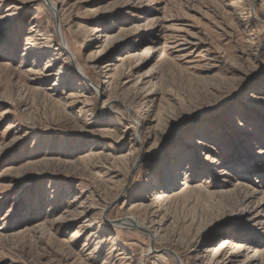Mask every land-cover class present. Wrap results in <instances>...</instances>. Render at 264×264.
Listing matches in <instances>:
<instances>
[{
	"label": "rangeland",
	"instance_id": "1",
	"mask_svg": "<svg viewBox=\"0 0 264 264\" xmlns=\"http://www.w3.org/2000/svg\"><path fill=\"white\" fill-rule=\"evenodd\" d=\"M171 253L264 264V0H0V264Z\"/></svg>",
	"mask_w": 264,
	"mask_h": 264
},
{
	"label": "water",
	"instance_id": "2",
	"mask_svg": "<svg viewBox=\"0 0 264 264\" xmlns=\"http://www.w3.org/2000/svg\"><path fill=\"white\" fill-rule=\"evenodd\" d=\"M50 8H51L52 11L54 12L53 7L51 6ZM54 16H55L56 19H57V13H56V12H54ZM57 29H59V20H58V26H57ZM62 42H63V40H62ZM62 44H63V43H62ZM74 68H75L76 72L79 73V75H80V71L78 70V68H76V67H74ZM84 79H85V78H84ZM85 80H86V79H85ZM115 205H116V204L112 205V207H110V209L113 208ZM128 220H129V219H128ZM128 220H126V221H128ZM126 221L117 222L118 224H116V225H119V226H122V225H123V226H127V227H130V228H131V227H132V228H134V227H135V228H139V226H137V225H136V226L133 225V224H132V225H127V224H126ZM171 254H172L173 257H175V259H176V261H177V264H181V260L178 258V256H176V255L173 254V253H171Z\"/></svg>",
	"mask_w": 264,
	"mask_h": 264
},
{
	"label": "bare ground",
	"instance_id": "3",
	"mask_svg": "<svg viewBox=\"0 0 264 264\" xmlns=\"http://www.w3.org/2000/svg\"><path fill=\"white\" fill-rule=\"evenodd\" d=\"M53 7V10H54V12H56V6H52ZM96 68V67H95ZM105 68V67H104ZM106 69H107V67H106ZM110 69V68H109ZM81 71V70H80ZM109 71H111V70H109ZM113 71V70H112ZM106 74H109V72H107ZM116 74V73H115ZM104 83H107V82H104ZM98 84V83H97ZM96 87V92H98L99 93V91H101L100 93H104L105 91H106V89L105 88H100L101 90H99V87H97V86H95ZM158 198H160V197H157L156 198V200H158ZM152 213H154V212H152ZM155 215H157V214H155ZM153 217V216H152ZM151 223V222H150ZM153 223V222H152ZM126 224L127 225H130V224H133V225H137L138 226V224H139V222L137 221V219H135V218H130L128 221H126ZM141 225H143V224H141ZM145 228H146V226H144ZM148 229V228H147ZM150 230V229H149ZM181 264H183V262H181ZM207 264V263H206Z\"/></svg>",
	"mask_w": 264,
	"mask_h": 264
}]
</instances>
